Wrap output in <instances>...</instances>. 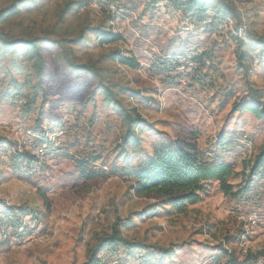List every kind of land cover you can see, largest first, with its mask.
<instances>
[{"label":"rangeland","instance_id":"rangeland-1","mask_svg":"<svg viewBox=\"0 0 264 264\" xmlns=\"http://www.w3.org/2000/svg\"><path fill=\"white\" fill-rule=\"evenodd\" d=\"M14 1L0 0V12ZM226 2L208 27L154 0H27L0 23L35 36L43 58L38 76L31 51L0 44V264H83L114 233L127 244L98 247L106 264H238L264 253V166L250 173L264 119L234 110L251 90L264 97L253 39L264 37V0ZM99 31L121 39L102 44ZM123 107L144 120L136 142L123 140ZM177 138L230 163L226 182L246 190L233 196L210 180L184 213L139 194L131 173Z\"/></svg>","mask_w":264,"mask_h":264},{"label":"trees","instance_id":"trees-1","mask_svg":"<svg viewBox=\"0 0 264 264\" xmlns=\"http://www.w3.org/2000/svg\"><path fill=\"white\" fill-rule=\"evenodd\" d=\"M27 0H15L12 5L1 10L0 23L9 17L18 16L21 11V6ZM162 0H154L155 3ZM168 0L170 5L175 9H180L184 14H187L195 23L209 18L210 22L206 27L215 25L216 18L224 19L226 16V8H231L226 0ZM211 8L215 9V13L208 15L207 11ZM99 42L109 44L121 39L119 34H113L108 31H99L97 34ZM79 38V37H78ZM253 39L258 44L259 48L264 53V37L254 35ZM0 44L5 49H12L13 46L19 44L25 50L31 51L34 60L35 72L38 76L43 71V58L40 51L38 39L29 34L21 36H11L0 30ZM247 52L239 55L240 65L243 66L247 58ZM114 59L129 68L138 67L139 63L135 57L131 55L114 52ZM79 68L87 69V65H80ZM110 98H113L111 93H107ZM116 103L122 106L121 102ZM234 110L247 111L259 119H264V97L256 91H250L247 98L234 104ZM123 119L127 125L126 133L123 137L124 142L133 139L137 141L136 127H139L143 122L136 108L122 109ZM30 161H34V156L28 155ZM264 166V146L257 154L250 168V173L254 174ZM232 173L230 163L221 159H206L198 149L197 144L193 140L174 139L167 143L160 144L153 148L151 155L136 168L132 173L135 181V189L139 194H161L165 197L170 209L176 213H184L189 205H193L200 200L199 192L203 189L204 184L210 180H216L222 191L230 193L233 196L241 194L245 188L233 192L232 184L226 182V178ZM115 230V228L113 227ZM114 232H117L116 230ZM96 248L90 251L86 262L83 264H105L101 258H98L96 251L98 247L115 246L119 243L127 244V242L114 233L111 236L102 240ZM252 259L255 256L251 257ZM251 259H245L238 264H245ZM230 264H234V258L228 260Z\"/></svg>","mask_w":264,"mask_h":264},{"label":"built area","instance_id":"built-area-1","mask_svg":"<svg viewBox=\"0 0 264 264\" xmlns=\"http://www.w3.org/2000/svg\"><path fill=\"white\" fill-rule=\"evenodd\" d=\"M85 1H88V2H91L93 0H85ZM158 5L162 6H169L170 3L168 2V0H162L158 3ZM210 22V19L209 18H206L204 20H202L201 22L199 23H195L194 21L192 22V24L194 25H200L201 27H205L207 23ZM191 71V68L188 67L186 69H184V71L182 70V77L183 79H186V77L189 75ZM30 153L32 154H41L43 152V149L41 146H38V145H34V144H31L30 147H28ZM106 264V263H105ZM108 264H120L118 261L116 260H112L111 262H109ZM245 264H264V253H262L261 255L251 259L250 261L246 262Z\"/></svg>","mask_w":264,"mask_h":264}]
</instances>
